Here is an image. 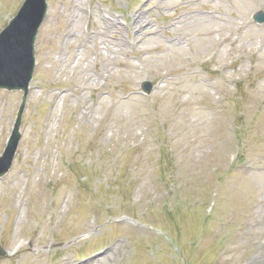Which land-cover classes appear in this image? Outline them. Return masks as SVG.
<instances>
[{
    "label": "rangeland",
    "instance_id": "374dc122",
    "mask_svg": "<svg viewBox=\"0 0 264 264\" xmlns=\"http://www.w3.org/2000/svg\"><path fill=\"white\" fill-rule=\"evenodd\" d=\"M0 1L3 26L21 2ZM73 1L37 38L0 264H259L264 0ZM21 95L0 90V154Z\"/></svg>",
    "mask_w": 264,
    "mask_h": 264
},
{
    "label": "water",
    "instance_id": "95a60500",
    "mask_svg": "<svg viewBox=\"0 0 264 264\" xmlns=\"http://www.w3.org/2000/svg\"><path fill=\"white\" fill-rule=\"evenodd\" d=\"M28 2L21 14L0 37V86L17 87L29 80L27 63L32 66L33 43L43 18V6L35 14Z\"/></svg>",
    "mask_w": 264,
    "mask_h": 264
},
{
    "label": "bare ground",
    "instance_id": "6f19581e",
    "mask_svg": "<svg viewBox=\"0 0 264 264\" xmlns=\"http://www.w3.org/2000/svg\"><path fill=\"white\" fill-rule=\"evenodd\" d=\"M75 1H77V0H74L73 3ZM78 9L80 10V7ZM73 15L75 17L79 18L82 15V13L81 12L79 13L78 11H74ZM140 15H141V13L134 15V17H135L134 18V25L138 26V32H140L146 36L153 34V31L151 30L152 28L145 24V21L142 19V17ZM259 264H264V260H262Z\"/></svg>",
    "mask_w": 264,
    "mask_h": 264
}]
</instances>
